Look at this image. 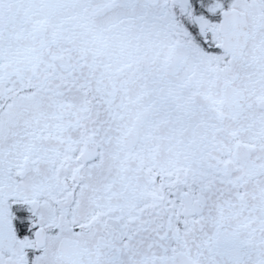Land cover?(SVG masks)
I'll return each instance as SVG.
<instances>
[{"label": "snow or ice", "instance_id": "6c2138e0", "mask_svg": "<svg viewBox=\"0 0 264 264\" xmlns=\"http://www.w3.org/2000/svg\"><path fill=\"white\" fill-rule=\"evenodd\" d=\"M0 264H264V0H0Z\"/></svg>", "mask_w": 264, "mask_h": 264}]
</instances>
